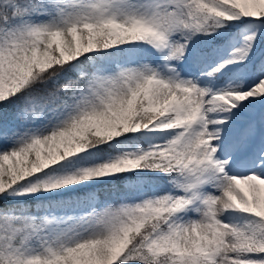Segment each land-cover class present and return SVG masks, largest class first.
I'll return each instance as SVG.
<instances>
[{
	"label": "snow or ice",
	"instance_id": "obj_1",
	"mask_svg": "<svg viewBox=\"0 0 264 264\" xmlns=\"http://www.w3.org/2000/svg\"><path fill=\"white\" fill-rule=\"evenodd\" d=\"M0 264H264V0H0Z\"/></svg>",
	"mask_w": 264,
	"mask_h": 264
},
{
	"label": "trees",
	"instance_id": "obj_2",
	"mask_svg": "<svg viewBox=\"0 0 264 264\" xmlns=\"http://www.w3.org/2000/svg\"><path fill=\"white\" fill-rule=\"evenodd\" d=\"M99 192H100V196H99L100 201H105V200L111 199V197L106 196L105 189L101 188V189H99Z\"/></svg>",
	"mask_w": 264,
	"mask_h": 264
},
{
	"label": "rangeland",
	"instance_id": "obj_3",
	"mask_svg": "<svg viewBox=\"0 0 264 264\" xmlns=\"http://www.w3.org/2000/svg\"><path fill=\"white\" fill-rule=\"evenodd\" d=\"M101 202H103V201H101Z\"/></svg>",
	"mask_w": 264,
	"mask_h": 264
}]
</instances>
